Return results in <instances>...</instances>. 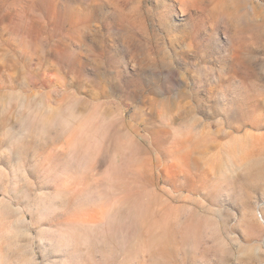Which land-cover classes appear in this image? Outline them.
<instances>
[{"label": "rangeland", "instance_id": "1", "mask_svg": "<svg viewBox=\"0 0 264 264\" xmlns=\"http://www.w3.org/2000/svg\"><path fill=\"white\" fill-rule=\"evenodd\" d=\"M0 264H264V0H0Z\"/></svg>", "mask_w": 264, "mask_h": 264}]
</instances>
